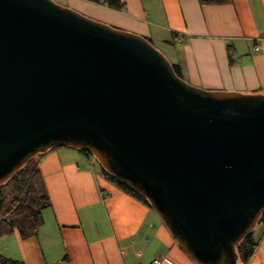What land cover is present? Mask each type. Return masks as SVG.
<instances>
[{
  "label": "water",
  "instance_id": "1",
  "mask_svg": "<svg viewBox=\"0 0 264 264\" xmlns=\"http://www.w3.org/2000/svg\"><path fill=\"white\" fill-rule=\"evenodd\" d=\"M66 145L143 195L197 264H237L264 211V93L186 82L145 37L0 0V184Z\"/></svg>",
  "mask_w": 264,
  "mask_h": 264
},
{
  "label": "crops",
  "instance_id": "2",
  "mask_svg": "<svg viewBox=\"0 0 264 264\" xmlns=\"http://www.w3.org/2000/svg\"><path fill=\"white\" fill-rule=\"evenodd\" d=\"M55 1L166 45L188 83L264 93V0H121L122 11ZM38 157L49 205L36 235L22 238L14 228L0 236V255L24 264H61L64 257L69 264H197L149 205L108 181L80 149L57 145ZM253 232L257 247L248 264H264V230Z\"/></svg>",
  "mask_w": 264,
  "mask_h": 264
},
{
  "label": "trees",
  "instance_id": "3",
  "mask_svg": "<svg viewBox=\"0 0 264 264\" xmlns=\"http://www.w3.org/2000/svg\"><path fill=\"white\" fill-rule=\"evenodd\" d=\"M116 10H124L125 5L121 0H90ZM200 4H217L230 0H198ZM149 40V39H148ZM150 41V40H149ZM151 42V41H150ZM229 64L234 63L232 49L227 47ZM174 72L182 78L178 65L172 64ZM86 156H93L88 150L80 149ZM39 154L31 157L19 168L7 181L0 184V236L9 234L14 228L18 230L22 238L36 235L38 227L42 223L41 210L49 205L48 194L38 167ZM100 173L115 186L136 199L147 204L143 195L134 191L114 175L108 173L99 165ZM9 188L8 192L5 189ZM264 230V211L257 222ZM257 247L254 232L246 234L235 246L238 260L237 264H248ZM0 264H24L21 260L11 259L0 255ZM61 264H69L64 257Z\"/></svg>",
  "mask_w": 264,
  "mask_h": 264
},
{
  "label": "rangeland",
  "instance_id": "4",
  "mask_svg": "<svg viewBox=\"0 0 264 264\" xmlns=\"http://www.w3.org/2000/svg\"><path fill=\"white\" fill-rule=\"evenodd\" d=\"M148 5V4H147ZM148 6H150V5H148ZM152 7V6H151ZM151 7H149V8H151ZM151 10V9H150ZM152 10H154L153 8H152ZM79 12V11H78ZM81 13V12H80ZM83 14V13H82ZM152 45L156 48V49H158L167 59H168V53H170V51L172 50H168V47L166 46V45H163V44H161L160 42H158V41H152ZM169 60V59H168ZM185 80V79H184ZM186 81V80H185ZM187 82V81H186ZM91 159H92V162L94 163V166L95 167H98L99 168V162L94 158V156H91L90 157ZM8 190H9V188H6L5 189V192L7 193L8 192ZM258 227H260L259 226V224H256L255 225V227L254 228H258Z\"/></svg>",
  "mask_w": 264,
  "mask_h": 264
},
{
  "label": "built area",
  "instance_id": "5",
  "mask_svg": "<svg viewBox=\"0 0 264 264\" xmlns=\"http://www.w3.org/2000/svg\"><path fill=\"white\" fill-rule=\"evenodd\" d=\"M255 49H257V48H255ZM155 262H157V260Z\"/></svg>",
  "mask_w": 264,
  "mask_h": 264
}]
</instances>
